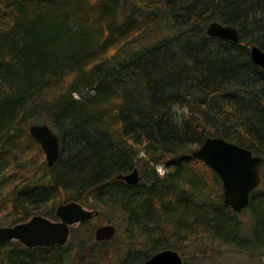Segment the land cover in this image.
<instances>
[{"label":"trees","instance_id":"16d2710c","mask_svg":"<svg viewBox=\"0 0 264 264\" xmlns=\"http://www.w3.org/2000/svg\"><path fill=\"white\" fill-rule=\"evenodd\" d=\"M214 20L235 26L239 42L208 36ZM253 44L264 51V0H0V208L18 223L34 212L55 218L68 200L114 205L127 232L144 238L117 248V264L178 250L200 233L264 248V73L250 58ZM173 105L190 113L182 126ZM31 123L56 132L59 157L64 137L75 136L77 151L60 169L59 157L48 167L29 155L44 152ZM208 136L262 157L263 187L245 207L249 236L223 202L218 175L191 155ZM141 150L148 160L137 158ZM136 166L151 177L116 178ZM64 247L0 241V255L6 248L5 264H60Z\"/></svg>","mask_w":264,"mask_h":264},{"label":"water","instance_id":"95a60500","mask_svg":"<svg viewBox=\"0 0 264 264\" xmlns=\"http://www.w3.org/2000/svg\"><path fill=\"white\" fill-rule=\"evenodd\" d=\"M208 36L239 42L238 29L230 24L210 21L205 29ZM250 58L264 73V51L258 45H251ZM29 134L38 141L45 154L46 165L52 167L60 154V142L56 133L47 125L32 123ZM215 172L222 184L223 202L239 213L249 204L251 192L261 181L260 164L262 157L254 155L244 146L225 140L220 136H208L191 152ZM117 179L135 185L141 181L138 169L119 174ZM96 210H90L77 201L59 204L55 209L56 220L36 214L27 220L10 226H0V241H19L27 248L54 247L64 245L69 236L71 225L86 221ZM114 224L98 226L94 232L97 241L109 240L116 234ZM139 264H184L183 256L176 250L165 248L153 253Z\"/></svg>","mask_w":264,"mask_h":264},{"label":"rangeland","instance_id":"374dc122","mask_svg":"<svg viewBox=\"0 0 264 264\" xmlns=\"http://www.w3.org/2000/svg\"><path fill=\"white\" fill-rule=\"evenodd\" d=\"M245 38L249 39L250 36ZM82 93L85 94L86 90H82ZM74 139H76L75 136L67 135L64 137L65 150L61 153L58 162L54 167L55 170L60 169L61 165L66 163L70 154L77 151L74 149V146L77 144ZM59 142L61 147L60 139ZM28 153L32 156L34 162H36V165H38L37 162H40L42 159L45 160L44 152L43 154L40 153L37 148L35 149V147L31 151L29 149ZM166 160L167 159H165V161ZM150 166H152V164ZM157 166H163L165 172L168 171L166 165H156L153 166L156 175H158L156 171ZM206 167L212 171L208 166ZM136 168L138 169L142 181L151 177V175L144 174L139 166H136ZM145 168L146 167L143 165V169ZM149 172L152 174L150 170ZM261 173L262 167H260V175L262 176ZM261 183L262 180L259 184ZM262 185L263 184L260 186ZM87 200L88 204L84 206L88 209L92 208L90 202L97 201H94L92 197H89ZM96 203L99 204L97 208H93L98 212L96 215L83 225H73L69 239L64 245V249H67L68 251H66V255L60 264H117L121 262L124 256L122 255L121 257L122 253H120L117 248H120L121 250H123V248L126 249L127 241L131 236H134V239L139 238L140 242H143L144 238L141 234H137L135 232L129 234L127 232L125 214L118 207L109 204L103 205L98 201ZM36 214L38 213H33V215ZM236 218L242 232L249 236L253 226V217L249 208H244L239 213H236ZM15 223L16 222L14 217L11 215L10 210L7 207L0 208V226H10ZM108 223L114 224L117 232L113 236L112 240H110V243H104L103 247L100 248V246L94 242V232L98 226ZM134 239L133 241H135ZM147 240L149 242H144L145 245H141L149 246L151 241L149 239ZM177 249L178 250L176 251L183 256L185 264H264V248L255 249L253 252H250L248 250L241 249L234 243H227L220 238L201 233L193 239L189 238L179 241ZM140 250H142V252H146L148 251V248L142 247ZM5 252H7L6 248L3 249V252L0 255V264H5V261L3 260ZM130 255H133V253H130ZM16 258L19 259L17 255H14L13 259Z\"/></svg>","mask_w":264,"mask_h":264},{"label":"clouds","instance_id":"9594fccd","mask_svg":"<svg viewBox=\"0 0 264 264\" xmlns=\"http://www.w3.org/2000/svg\"><path fill=\"white\" fill-rule=\"evenodd\" d=\"M181 108H182V110H181ZM172 110L176 113V118H175L174 122L178 126H182L184 119H187L188 116L190 115L188 109L186 107H182L180 105H173ZM137 158L143 159V160H148L149 155L147 152L141 150V151H139ZM156 171L161 178H163L164 175L166 174L163 166H157Z\"/></svg>","mask_w":264,"mask_h":264},{"label":"flooded vegetation","instance_id":"af4514ba","mask_svg":"<svg viewBox=\"0 0 264 264\" xmlns=\"http://www.w3.org/2000/svg\"><path fill=\"white\" fill-rule=\"evenodd\" d=\"M68 201H72V200H68ZM68 201H65V202H68ZM74 201H76V200H74ZM65 202H62V203H65ZM78 202V201H77ZM79 203V202H78ZM61 204V203H60ZM81 204V203H80ZM82 205V204H81ZM58 206V205H57ZM82 206H84V205H82ZM85 207V206H84ZM86 208V207H85ZM88 209V208H87ZM90 210H96V209H93V208H90ZM98 213V212H97ZM97 213H95V214H93V215H91L90 217H89V219H87L86 221H83V222H79V223H75V224H79V225H83V224H85L86 222H88L94 215H96ZM54 216H55V213H54ZM49 218V217H48ZM50 219H52V220H56L57 218L55 217V218H50ZM74 225V224H73ZM73 225H71L70 226V228H69V236H70V234H71V232H72V229H73ZM69 236H68V239H69ZM113 238V237H112ZM111 238V239H112ZM110 240V239H109ZM68 241V240H67ZM103 241H107V240H102V241H97V240H95L94 239V242H103ZM67 243V242H66ZM65 243V244H66ZM64 244V245H65ZM64 245H56V246H64ZM55 247V246H54Z\"/></svg>","mask_w":264,"mask_h":264}]
</instances>
